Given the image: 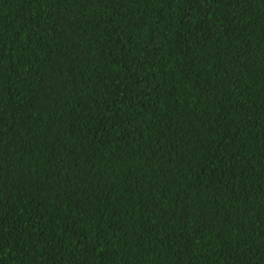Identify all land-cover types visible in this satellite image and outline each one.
Here are the masks:
<instances>
[{"label": "trees", "instance_id": "16d2710c", "mask_svg": "<svg viewBox=\"0 0 264 264\" xmlns=\"http://www.w3.org/2000/svg\"><path fill=\"white\" fill-rule=\"evenodd\" d=\"M0 264H264V0H0Z\"/></svg>", "mask_w": 264, "mask_h": 264}]
</instances>
